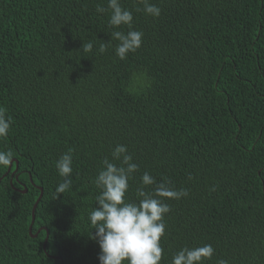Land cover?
<instances>
[{
    "label": "trees",
    "instance_id": "trees-1",
    "mask_svg": "<svg viewBox=\"0 0 264 264\" xmlns=\"http://www.w3.org/2000/svg\"><path fill=\"white\" fill-rule=\"evenodd\" d=\"M120 2L143 33L123 60L118 41L98 51L128 31L96 12L107 0H0V106L13 120L0 150L17 161L0 166V264H99L88 213L118 144L139 165L128 201L145 171L188 192L165 200L160 264L204 244V264H264V0H150L159 17ZM69 148L72 187L56 197Z\"/></svg>",
    "mask_w": 264,
    "mask_h": 264
},
{
    "label": "clouds",
    "instance_id": "clouds-1",
    "mask_svg": "<svg viewBox=\"0 0 264 264\" xmlns=\"http://www.w3.org/2000/svg\"><path fill=\"white\" fill-rule=\"evenodd\" d=\"M136 11L159 17L161 9L150 0H138ZM96 12H110L108 26L119 29L127 26L128 31H112L110 40L99 45L98 51L103 54L112 40L116 56L123 60L128 53L135 52L142 44L143 33L133 28V12L122 6L120 0H107V8L97 5ZM85 52L93 49V43H83ZM13 120L7 114L6 108L0 106V138L9 134ZM73 149L59 156L55 162L56 170L63 182L55 187L56 197L72 187ZM112 160L104 159L103 167L98 171L94 183L100 189L96 196V206L88 213L91 225L90 237L99 245V264H160L163 255L161 237L165 234V214L170 212V206L165 200H179L188 192L181 188L171 187L167 181L157 184L155 178L147 171L140 176V187L136 189L137 201H128L126 193L129 180L139 170V165L133 162L127 146L118 144L114 147ZM13 159L11 151L0 150V166L7 167ZM113 161H119V165ZM156 185L152 191H146V186ZM55 197V198H56ZM95 229L93 233L92 230ZM215 249L211 244L197 247H183L173 254L171 264H204L211 260ZM216 264H229L228 260L220 259Z\"/></svg>",
    "mask_w": 264,
    "mask_h": 264
},
{
    "label": "water",
    "instance_id": "water-1",
    "mask_svg": "<svg viewBox=\"0 0 264 264\" xmlns=\"http://www.w3.org/2000/svg\"><path fill=\"white\" fill-rule=\"evenodd\" d=\"M13 161H16V160H15V159H12V162H13ZM12 162L10 163V165H9L7 171L10 170V167H11ZM16 163H17V161H16ZM15 170H16V167H15V169L13 170V172H14ZM13 172H12V174H13ZM39 190H40L39 195H38V197L36 198L35 202L33 203V206H32V209H31V221H30V225H29V227H28L29 234H30V236H33V237L36 236V233L33 234V233L31 232V228H32V224H33V222H34V210H35V207H36V205H37V203H38V201H39V199H40V197H41V195H42V188H41L40 186H39ZM20 191L25 192V191H26V188H24V189H22V190H20ZM46 240H47V236L45 237L44 242H43V247H44V248H45Z\"/></svg>",
    "mask_w": 264,
    "mask_h": 264
}]
</instances>
